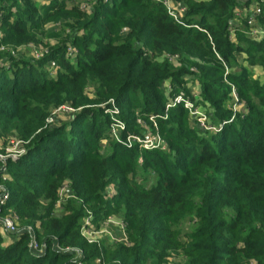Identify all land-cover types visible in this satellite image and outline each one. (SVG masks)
I'll return each instance as SVG.
<instances>
[{"label": "trees", "instance_id": "trees-1", "mask_svg": "<svg viewBox=\"0 0 264 264\" xmlns=\"http://www.w3.org/2000/svg\"><path fill=\"white\" fill-rule=\"evenodd\" d=\"M177 1L186 5L185 21L191 27L178 24L162 4L151 0H93L90 9L72 8L70 13L84 23L83 31L91 23L95 32L103 33V37L96 38L95 45L84 42L79 47L82 54L76 58V67L67 57V48L58 49L56 58L50 59L64 70L45 84L40 78L31 77L30 85L26 86L18 64L0 53V136L16 128L26 111L32 115L37 108L43 115L40 125V118L29 124L31 129L35 128L29 135H25L27 132L21 130V125L18 127L22 139L30 138L28 150L21 158L8 161L5 182L11 195L7 209L20 216L23 227L34 229V237L44 251L41 255L35 254L29 247L31 234L23 231L9 247L0 248L1 264L3 261L8 264H77L79 249L85 250L80 259L86 264H97L98 260L100 264L114 261L147 264L149 260L148 264H161L177 251H182L186 264H264V111L257 110L254 101L248 102V106L258 118L252 120V128H247V133L239 136L236 144L228 142L231 131L227 126L215 136V143H219L216 147L207 138H193L191 141H198L195 145L198 151L193 150L194 146L183 144L188 140L184 136L178 138L177 134L169 145V156L173 155L176 160H164L160 151H140L118 145L126 153L127 158L123 159L117 153L106 155L92 146L97 143L96 137L105 134L101 131L108 127L110 120L106 118L98 123L99 129L95 128L94 117L99 119L102 109L85 108L86 100L77 99V93L72 95L66 88L74 83L71 81L78 82L86 76L96 81L98 97L89 102L92 105L109 99L120 103L131 91L142 92L149 109L144 113L146 116L163 114L165 102L160 99L169 81L178 88L186 84L185 89L198 82V99L208 100L216 109L221 105L219 101L224 102L231 96L232 85L238 92H245L247 98L255 97L258 106H264V82L252 79L245 69H241L242 74L233 72L235 56L241 51L251 55L247 58L250 65L264 68V38L256 41L238 32L237 43H234L228 32L235 8L242 4L250 6L254 0ZM25 5V10H18V17H14L10 8L0 6L1 27L7 28L12 36L22 37L27 32L26 22L43 18L39 17V9L32 0H26ZM105 8L111 10L102 14ZM43 10L44 15L53 10L50 15L53 16L62 13L64 7L54 2ZM89 14L94 19L100 16L102 22L88 21ZM77 30L80 38L84 33ZM121 32L127 35L121 38ZM242 45L246 48L242 49ZM72 47L76 48L74 43ZM164 53L177 55L179 62L173 63L168 58L157 60ZM222 77L230 83L224 89L216 86ZM214 97L219 101L215 102ZM66 101L73 103L74 110L84 107L72 113V125L37 133L50 113L49 107L59 108ZM33 103L44 104V107L32 109ZM122 103L131 108L130 102ZM184 103L171 110L168 120H158L162 130L172 125V118L182 122L186 117ZM43 110L48 112L43 114ZM82 117H90L85 126L79 124ZM131 122H126L128 127H133ZM239 122L240 119L236 123ZM86 126L94 138L87 136ZM35 132L36 136L31 139ZM58 135L60 140L66 139V147L75 155L73 158L66 160L71 157L66 150L52 146ZM174 143L176 155L173 154ZM188 152L192 155L187 156ZM140 153L142 163L138 160ZM45 163L48 166L44 169ZM149 166L157 169L160 176L156 184L143 188L136 181L137 174L140 168ZM17 170H25L29 176L21 181L11 178L12 174L21 175ZM38 171H44L45 176ZM66 180L73 182L75 198L61 207L63 215L56 216L55 210L61 209L55 207V203ZM111 183L117 187V197L113 206L102 205L105 188ZM84 204L93 209L94 215L103 210H115L125 220L129 245H110L105 252H112L113 260L101 255L102 243H89L83 236L80 222L87 218ZM186 215L195 220L196 227L188 243L174 242L171 227L177 217L179 220Z\"/></svg>", "mask_w": 264, "mask_h": 264}, {"label": "rangeland", "instance_id": "rangeland-1", "mask_svg": "<svg viewBox=\"0 0 264 264\" xmlns=\"http://www.w3.org/2000/svg\"><path fill=\"white\" fill-rule=\"evenodd\" d=\"M25 1L26 0H0V6L8 9L10 8L15 13L14 17H18V10L23 11L26 8ZM32 1L36 5L37 9H39V17L43 18H41L42 20L38 22H26L27 32L22 37L12 36L10 31H8L7 28H2L0 24V38L3 39L2 41H0V53H2L10 61H13L18 64V69L24 74V79L22 81L26 86L30 85L31 77L36 79L40 78V80L43 81V84H45L46 81L51 80L52 78L58 77L59 72H62L64 69L62 67L60 68L56 61L50 59L56 58L57 55L55 54V52L58 49L66 47L68 48L67 52L69 51L71 55L73 54L72 50H75L76 52L73 56L68 55L67 57L71 59V63L74 64V66L76 67V58L82 51L79 47L82 46L84 42H88V44L95 45V39L98 37H103V33L99 31L95 32V26L91 23L88 25L86 30L83 31L82 24L84 23H80V21H78L79 19L76 18L74 13H70V10L72 8L90 9V7H92L93 5V0ZM54 2L60 3L64 7V11L60 14L50 16L51 14H53L52 10L47 12L46 15H44L45 12L43 8L46 6H51ZM110 10L111 8H105V10L101 13L105 14L107 11ZM1 18L2 14L0 13V20ZM87 20H92L91 22H93L94 24H100L102 22L100 16L94 19V17H92V15L90 14L87 17ZM77 29L81 30V32L84 33L83 35H81L80 38L78 37V33L80 31H78ZM126 35L127 33L124 32H121V34H119L121 38H124ZM90 37L93 38L91 40L87 39ZM247 38L249 39L248 36ZM73 43L75 44L76 48L72 47ZM240 47L242 49L246 48V46L243 45ZM144 50L149 52L146 49ZM170 57L172 58V60H170ZM165 58H168L173 63L179 62L177 55H172L169 53H164L163 55L158 56L157 60L162 61ZM247 58H251V55L249 56L248 53H245L243 51L238 52L235 56L236 70H234L233 72H235L236 74H242L241 69H245L246 73L252 79L260 80V82L263 83L264 68L258 65H250V61L248 62ZM6 66H10V64H6ZM194 75H198L197 70H195ZM219 76L220 75H218L217 77ZM71 83L72 85H66L67 91H69L72 95L73 93H77V99L83 98L84 100H86V104L84 105L85 108L95 107L97 109H102V111L98 113L99 119L94 117L96 121L95 128L99 129L98 123L104 120L106 121V118L110 120L107 124L108 127H106V129L104 128V131H101L105 132V134L96 137L98 138L96 139L97 143L92 144V146H97V148H99V151L106 155H112L113 153H117L119 157L123 159L127 158L126 153H124L122 149L118 148V145H127L132 148H138L141 151L144 150V146H146L147 142H154L156 138H161L162 141L166 143L167 148L163 150L155 148L150 151H160L163 155L164 160H176L173 155L169 156V154H171L169 145L171 144L170 141L172 138L175 140V138L178 137L177 134H179L178 138L184 136V138L188 140V143L183 144L194 146L195 149L193 148V150L198 151V148H196L197 146L195 147L198 141H191L194 140L193 138H207L209 142L212 143V146L216 147L219 143H215V136L220 134L227 126H230L231 131V133H229L227 137V140L228 142H233L234 144H236L237 141H239L238 137L245 135L248 131L247 128H252V120L258 118V115L255 114L253 109L250 110L248 102L254 101L256 106L258 107L257 110L262 109L264 111V106H258L259 101L255 97L250 96L247 98L246 93L238 92L236 90L237 87H234L235 85H232L231 87L232 91L233 88H235V94L233 95L232 93L228 99L224 100V102L219 101V98L214 97V101H219L221 104L219 108H217V111L215 104L211 105L208 100L202 102L198 99L200 92L198 82L189 84L188 88L185 89L186 84H183L181 88H178L177 85H174L172 83V81H169L166 82L164 88L165 90L162 93V98L160 99V102H165L163 114L156 115L154 113H149V115L146 116L144 113L147 112L149 109L147 107V102L144 100V94L142 92L134 93L133 91H131L128 94V97L122 98L120 100V103L117 99H109L104 103L92 105L89 102L96 101L98 97L96 81H93L86 76L78 82L71 81ZM216 86H220L221 89H224L225 86H230V83L228 80L222 77L221 80H219L218 85ZM78 92H80L81 95L78 94ZM179 96H181V103H184L185 100L187 103L192 104L193 107L191 109L185 107L184 105V108L186 109V117L182 119V122L181 119L172 118V125L168 124L165 127L166 129L163 127L162 130L158 120L162 119L166 121L170 118L171 110L177 108V106L181 104L178 103L177 105H174L176 103V98ZM123 101L130 102L131 108L124 106V104L122 103ZM34 106H39L42 109L44 107V104L33 103L31 108L33 109ZM67 107L73 108V103L70 101H66L59 108H56V106H50L49 115L45 117V122L43 126L39 127L36 132L42 133L43 131L49 130L51 128H65L71 126L73 123V112H67ZM84 107H79L75 110L80 111ZM29 111L32 112L31 110ZM140 111L143 113L140 114ZM46 112L48 111L43 110V114H45ZM223 114L226 115L223 116ZM200 118H206L205 126L202 125ZM42 119L43 115H40L39 109L37 108L32 115H29L27 111L25 113H22L20 117L22 124H17L16 128L14 127L9 134L0 136V155H5L6 153H9L7 155H12L16 157L17 155L26 153L28 150L27 143L28 141H30V138H28V140L22 139L18 127L21 125V130L27 132L25 135H29L30 132L35 129H31L32 126H30L29 124L36 123L38 120V124L40 125L42 123ZM238 119H240V122H242L241 124L240 122L238 124L236 123ZM88 120H90V117H82L79 120V124L85 126L88 124L86 123L88 122ZM130 120L132 121L131 125L133 127L129 126V128L126 122ZM74 126L76 127V125ZM181 131H183V134L179 133ZM36 132L31 137V139L36 136ZM85 132L88 137L94 138L92 137V135L90 136L91 129L88 126L85 127ZM103 136H106V139H103ZM60 137V135L57 136L52 146L55 148H59L62 151L66 150L65 152L71 156L67 157L66 160H68L69 158H73L75 155H72V152L69 151V149L66 147V139L60 140ZM132 138L136 139L132 140ZM17 141H21L20 144L16 145ZM93 141H95V139ZM11 142H14V144H11ZM172 146H174L173 154L176 155L177 146L175 143L172 144ZM192 152H188L186 153V155L191 156ZM140 159L143 160L142 153H140V156L138 157L139 161ZM47 166V163H45L44 169ZM16 172L21 175L16 177L12 174L11 178L21 181L29 176V174L26 173L25 170L24 172L23 170H17ZM38 173L42 174L43 177L45 176L44 171H38ZM159 176V171H157V169H155L154 167L149 166L147 168H140L137 174L136 181L141 187L149 188L156 184ZM64 182L69 185V193L63 197L58 196V199L55 203V207H57L58 209H61L62 206H66L69 200L75 198V193L73 191V182H69L68 180ZM0 185L7 188L6 182L0 181ZM117 192L118 191L117 187L115 186V183H111L110 185H108L104 191L105 198L102 201V205L105 204L107 206H113V200L117 197ZM88 206L89 205L84 204L87 218L82 220L80 223L87 225V222H90V225H88L90 228L87 230L88 238L93 235L97 242L102 243L100 251L101 255L105 256L106 259L113 260L112 252H105V250L112 244L123 245L126 242H129L128 234L125 236L124 231L117 225L119 223H125V220L119 217L115 213V210H103L101 211V214L94 215L93 209L89 208ZM9 212L14 211H12L11 209H7V207L3 209V215H7ZM63 212L64 211H62V209L61 211L55 210V215L61 216L64 214ZM177 216L179 217V215ZM18 218L19 234H17V236L7 235L3 228L0 227V248L9 247L14 240L19 238L20 233L23 231H29L31 236H35L34 229L28 226L26 227L27 230H25L26 228L23 227V225L21 224L22 220L19 215ZM177 218L175 219V225L171 227L173 229L172 232H174L172 239L174 242L177 243H188V237L196 227L195 220L192 219L191 216L187 215L183 216L179 220ZM81 229L82 227L80 228V230ZM146 240H149V238H147ZM34 253L37 254L36 252ZM181 253L182 251L172 253L169 257L165 258V260H162L161 264H186V257ZM84 254L85 250L79 249L77 258L79 260L77 261V264H86L80 259V257H82ZM1 258L2 257L0 255V260L2 261ZM99 261L100 260H98L97 264H100ZM3 262V264H8L7 261ZM148 262H150V260ZM112 264H119V262L114 261L112 262ZM152 264H155V262H153ZM224 264L228 263L226 262Z\"/></svg>", "mask_w": 264, "mask_h": 264}, {"label": "built area", "instance_id": "built-area-1", "mask_svg": "<svg viewBox=\"0 0 264 264\" xmlns=\"http://www.w3.org/2000/svg\"><path fill=\"white\" fill-rule=\"evenodd\" d=\"M151 1L162 4L166 8L168 14L178 24L185 27H191L185 21L187 15V7L183 2H179L177 0H151ZM240 22H242V25H240ZM194 27L201 30L197 25H194ZM228 32L230 34V40L234 43H237L238 32H242L246 37L248 36L252 40H256V41L262 40L264 38V0H254L250 4V6L244 4L237 6L234 11V18L231 21V24L228 28ZM72 52L73 54L71 55L68 51L67 56L68 55L73 56L76 51L72 50ZM170 60H172L171 57ZM234 94H235V88H233V95ZM175 101L176 103L174 105L181 103V96L177 97ZM184 105L185 107L191 109L193 107L192 104L187 103L186 101ZM66 111L74 112L75 110L73 108L67 107ZM200 121L202 125L205 126L206 118L204 119L200 118ZM135 139L136 138H132V140ZM20 142L21 141H17L16 145L20 144ZM12 143L14 144V142H11V144ZM155 148H159L163 150L166 149L167 146L166 143L162 141L161 138H156L154 142L149 141L147 142L146 146H144V150H148V151ZM7 154L9 153H6L5 155H0V161H1L0 181L3 182H5L8 177V161L10 159L16 160L18 158H21L25 153L17 155L16 157ZM139 162L142 163L143 160L140 159ZM68 193H69V185L64 183L59 189V196L63 197ZM9 200H10V191L4 186L0 185V227L3 228V230L7 235L17 236V234H19L18 215L14 212H9L7 215H3V209H5V207L7 206ZM88 225H90V222H87V225L83 224L82 226L81 232L83 236L87 239L89 243L97 242L93 235H91V237L88 238L87 230L90 228ZM117 225L119 226V228H121L124 231L126 236L127 232H126L125 223H119ZM127 241H128V237H127ZM125 244L128 245V242H126ZM29 247L33 252H36L37 254L39 253L38 255H41L44 252L42 247L38 245L36 238L34 236H31Z\"/></svg>", "mask_w": 264, "mask_h": 264}, {"label": "crops", "instance_id": "crops-1", "mask_svg": "<svg viewBox=\"0 0 264 264\" xmlns=\"http://www.w3.org/2000/svg\"><path fill=\"white\" fill-rule=\"evenodd\" d=\"M240 25H242V22H240Z\"/></svg>", "mask_w": 264, "mask_h": 264}]
</instances>
